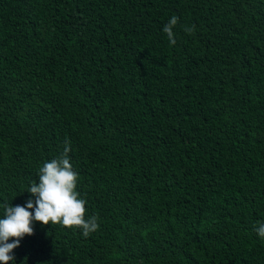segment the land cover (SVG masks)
Returning <instances> with one entry per match:
<instances>
[{"label": "trees", "instance_id": "1", "mask_svg": "<svg viewBox=\"0 0 264 264\" xmlns=\"http://www.w3.org/2000/svg\"><path fill=\"white\" fill-rule=\"evenodd\" d=\"M66 141L99 229L9 264H264V0H0V205Z\"/></svg>", "mask_w": 264, "mask_h": 264}, {"label": "clouds", "instance_id": "2", "mask_svg": "<svg viewBox=\"0 0 264 264\" xmlns=\"http://www.w3.org/2000/svg\"><path fill=\"white\" fill-rule=\"evenodd\" d=\"M178 24V17L173 15L163 31L171 45L176 44L173 29ZM195 25L185 27L189 35L195 33ZM70 143L66 141L63 153L45 162L38 171L37 180L31 182L27 192L31 197L25 205L4 202L3 218H0V264H9L15 260L13 250L19 247L21 239L34 234L33 222L47 226L59 224L66 228H78L88 237L99 229L98 217L86 218L87 201L77 191L78 173L70 162ZM254 229L264 239V222H257ZM11 241V242H9Z\"/></svg>", "mask_w": 264, "mask_h": 264}]
</instances>
